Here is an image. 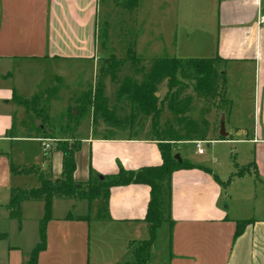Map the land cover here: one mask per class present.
<instances>
[{"label": "crops", "instance_id": "obj_1", "mask_svg": "<svg viewBox=\"0 0 264 264\" xmlns=\"http://www.w3.org/2000/svg\"><path fill=\"white\" fill-rule=\"evenodd\" d=\"M212 3L163 0L156 6L161 12L167 10L168 15L169 11L173 13L176 21L169 41L156 32L140 37L150 46L174 44V52L179 56H217L223 61L220 66L226 78L225 95L230 111L218 120L215 113H211L212 118H205L208 132L201 143L247 145L255 173L250 172L253 167L242 175L235 172L234 169L249 163L246 157L233 163L229 173L233 177L227 185L206 161L173 171L171 223L163 222L156 230L147 264H264V26L257 24L264 0H217L213 30L202 20L195 26L196 34H189L185 19L191 6L197 7L192 6L198 14H209ZM98 8L99 0H0V264H23L27 260L38 242L36 238L39 240V220L44 214L43 202L25 201L18 222L9 219L5 207L9 190L21 188L23 176L11 173L10 165L19 169L35 167L40 157L34 152V144L42 143L39 138L5 136L13 119L20 113L23 116V109L12 101V95L33 96L46 69L64 82L72 76L69 68L88 67L89 79L77 87L93 85L99 59L104 56V50L100 51L97 45ZM182 40L187 42H179ZM25 72L27 84H19L16 76L22 77ZM88 128L84 137L74 134L80 142L74 155L75 182H86L91 175L111 176L120 168L137 171L161 164L158 141L147 125L131 134L118 130L110 137L93 133L90 118ZM227 129L244 130L246 137L232 139ZM216 131L220 133L217 137ZM15 143L26 146L14 152ZM48 144L49 149L41 152L42 164L36 167L56 181L60 178L62 155L53 150V144ZM244 176H252L253 180L232 189L234 177ZM148 200L146 185L111 187L105 218H100L101 210L89 206L87 201L83 213L81 200H53L45 224L46 245L38 254L37 264H89L94 252L106 256L103 264L120 263L122 250L130 249L129 242L148 236L143 221ZM58 201L67 205L57 206ZM69 213L87 219H69ZM243 220L250 222L235 237L236 222ZM26 221L31 223L26 228L31 232L29 244L24 245L20 237ZM9 237L14 241L10 242Z\"/></svg>", "mask_w": 264, "mask_h": 264}, {"label": "trees", "instance_id": "obj_2", "mask_svg": "<svg viewBox=\"0 0 264 264\" xmlns=\"http://www.w3.org/2000/svg\"><path fill=\"white\" fill-rule=\"evenodd\" d=\"M136 4L137 0H126L124 8L131 10ZM103 36L105 37V32ZM126 61L131 62L133 72L131 76H125L117 85L114 101L110 103L104 93L102 79L109 77V80L114 82ZM143 62L144 60L137 56L132 48L128 50L126 59H118L112 53L109 56L101 57L93 86L82 91L73 100L72 105L66 107L59 116L58 126L65 133L72 134L79 121L87 114L90 115L93 124L101 121L109 127H132L138 116H150L153 137L158 141L161 164L155 167H143L137 171H126L120 168L114 175H91L86 182H83L84 184H78L79 182L73 181L72 176L75 170L74 155L80 148V142L77 139H70L57 140L53 146V150L59 151L62 155L61 173L57 181L48 178L37 167L19 169L10 165L11 173L33 174L37 177L39 185L36 188H12L9 190L8 202L5 206L9 219L20 221L21 205L25 201H41L44 205V214L39 220V240L23 264H37L38 254L45 248V224L49 219L53 200H85L90 204L92 199L102 196V205L99 209L103 214L100 218H105L109 188L128 184H143L149 187V200L143 219L147 224L148 236L143 240L129 242L133 261L118 264H147L156 230L163 222L171 223V174L173 171L192 167L190 162L183 159L178 162L174 158L171 154L170 142L203 141L207 137V120L202 117L200 123H195L187 117L193 103L192 94L207 105V108L201 112L203 116L207 115L210 110L224 116L227 115L230 111V101L225 95L226 78L220 66L223 61L217 56L186 59L159 57L151 59L147 67L141 65ZM138 75L140 78L136 79ZM52 81L62 84L61 78L56 76ZM162 83H165L166 91L164 96L159 99L155 94H158ZM42 86V84L39 85L35 94L30 98H22L13 93L12 101L23 109V116L18 122L13 119L11 127L5 132L6 137L11 139L20 135L25 138H48L45 126L49 127L50 123L49 102L59 89L47 86L41 92ZM189 89L191 94L187 92ZM43 95H47L44 100L42 99ZM124 105L128 107V114L118 116L121 111L123 112ZM164 106L174 117L177 128L174 130L168 127L162 131L164 135L175 133L174 137H167V139L157 134L158 118ZM73 110L76 111V115L73 114ZM253 166V163L248 164L237 172V175L248 172ZM253 172L255 173L254 167ZM67 218L87 219L83 216H72L70 213ZM249 222L248 220L236 222L234 236H238Z\"/></svg>", "mask_w": 264, "mask_h": 264}, {"label": "rangeland", "instance_id": "obj_3", "mask_svg": "<svg viewBox=\"0 0 264 264\" xmlns=\"http://www.w3.org/2000/svg\"><path fill=\"white\" fill-rule=\"evenodd\" d=\"M212 8H210L212 11H210L209 14H198L197 11L192 8L196 6L192 5L189 9V15L186 17L185 20L188 21L189 25V34L195 35L196 30L195 26L202 20L207 25H211V28L213 30L214 26L216 25L217 21V11H216V5L217 0H212ZM126 3V0H99V8H98V25H97V45L100 51L104 49V56H109L110 53L115 55L118 59H126L128 50L131 48L134 50L135 54L139 56L141 59L144 60V62L141 65L149 66V62L151 59L159 58V57H176L180 59H186V58H199V56H179L175 54L174 52V44H171L170 46H162L161 44H146L141 38L144 33H158L162 36H165L164 41H169V37H171V34H173V30L176 28L174 22V15L169 11V15L167 13V10L165 12H161L156 5H160L163 3V0H137V4L135 7H133L131 10L125 9L124 5ZM202 12V11H201ZM186 24V22H185ZM105 32V37L103 36ZM155 33V34H156ZM143 34V35H142ZM142 35V36H141ZM141 36V37H140ZM138 37V38H137ZM140 37V38H139ZM135 39V40H134ZM179 42L186 43V40H182ZM145 43V44H144ZM161 45V46H160ZM169 47V49H167ZM155 48V50H153ZM162 48V49H160ZM160 49V50H159ZM154 51V52H153ZM170 51V52H169ZM148 64V65H147ZM99 65V63H98ZM98 69V67H97ZM133 72V69L131 68V62L126 61L124 66L122 67L121 71L118 73L116 80L114 82H111L109 80V77H104L102 79V84L104 85V93L108 97L109 102L113 103L114 101V93L116 90L117 85L120 83V81L125 76H131ZM70 79L66 81H62V84H59L58 82L52 81L53 77L50 74V70L46 69V72L44 73L43 81L39 85H43L41 92L45 90L47 86H50V88L57 87L59 89L58 93L54 97H50V104H49V110L48 114L50 117V123L49 127L46 125L47 130V137L50 139L51 144H55V140L58 141H65L70 139H76L75 135H79L81 137H84L88 134L89 128H88V118H90V115H85L82 120L79 121V124L74 129V133L69 134L65 133L59 126H58V119L60 114L66 109L65 107L68 105H72V102L74 99H76L82 91H86L87 88L78 89V85L81 83H86V81L89 79L88 76L90 74L89 68H80V67H72L68 70ZM19 84H27L28 76L25 72V75L22 77H18ZM16 78V79H17ZM140 76H136V79H139ZM21 79V82H20ZM77 81V83H76ZM74 83V84H73ZM76 83V85H75ZM78 84V85H77ZM94 84V83H93ZM38 85V86H39ZM38 86L36 88V91L38 89ZM93 86V85H92ZM166 88L165 83H162V85L159 87L158 96L159 99H161L165 94ZM189 94H191V90L189 89L187 91ZM32 94H25V98H30ZM193 100H192V106L190 109V112L187 114V117L190 118L195 123H200L202 117L204 118H212V114L215 113L216 120L219 119L220 113H216L214 110H210V112L207 115H202V111L207 108V105L202 103L201 100H198L194 94ZM47 95H43L42 99H46ZM123 112L121 111L120 115L118 116H126L128 114V107L126 105L123 106ZM212 113V114H211ZM73 114L76 115V111L73 110ZM209 115V116H208ZM22 118V114H18L17 118L15 119L17 122ZM174 117L172 114L166 109L164 106L162 109L161 114L158 118V128H157V134H159L161 137L167 139V137H174L175 133H166V135L162 134V131L167 129L168 127L173 128L174 130H177L176 124L174 122ZM152 119L150 116H138L136 119L135 124L132 127H110L108 129V126L103 124L101 121L96 122L93 124L91 122V126L94 132H98L99 135L103 137H110L115 131L122 130L125 133L131 134L132 132L136 131L140 127H143L147 125L149 127L150 133L152 136H154V132H152ZM107 128V129H106ZM215 130H217V127H215ZM242 131H230V129L226 130V133H229V137H232V139L242 140L244 139L245 132ZM216 137L220 135L219 132L216 131ZM172 134V135H171ZM209 134H212V131H210ZM210 138H212L210 136ZM197 141V140H196ZM26 146V144H24ZM20 143H15V150L21 149L22 146H24ZM170 146L172 148L171 154L174 156L175 154H178L181 160H186L190 163H198L201 161H206L208 164L210 163V167L216 171V173L224 180L225 185L229 184L232 180L233 175L229 176L230 171H232L233 163L235 161L241 162L244 157L249 159V163H252L250 150L247 145H240V144H231V145H220V144H212L210 142L201 143L199 146L202 155L197 154V148L194 144H191V141H173L170 142ZM235 147L236 149L232 148ZM42 143L41 144H34V152L37 151L39 153V160L37 165L35 167L39 166L43 162L42 158ZM238 153V156H236ZM245 154L244 156L242 154ZM238 159V160H237ZM214 161L213 162H211ZM252 161V162H251ZM247 164V165H248ZM245 166H239L238 169H234L235 172H239L240 170L244 169ZM233 170V171H234ZM250 172L253 174V170L251 169ZM22 184L21 188H36L38 187L39 183L37 180V177L33 174H23L21 177ZM234 183L231 186L232 189H235L238 185L243 183H249L251 180H253V177L244 176L241 179L234 177ZM241 182V183H240ZM78 184H84L79 182ZM84 187V186H83ZM231 190V189H230ZM42 206L41 203H38ZM57 206H63V204L67 205V202L58 201ZM79 204L82 205L81 212L84 213V208L86 207L87 202L85 200H81ZM80 205V206H81ZM102 205V196L97 197L96 199H92L89 206H96L97 208L101 207ZM57 210H59L57 208ZM25 231L22 234V237H20L21 243L24 245L29 244L30 239V232L29 229H26L27 226H31V223L26 221L25 223ZM0 227H2V221H0ZM1 230V228H0ZM9 241L13 242L14 238L9 237ZM36 241H38V238H36ZM27 247V246H26ZM121 247V246H120ZM91 252L93 251V247L91 246ZM131 253V254H130ZM121 261L123 262H132L133 261V255H132V249L124 248L121 252ZM106 256L98 255L96 252L94 254L91 253L89 264H103L107 260L104 258Z\"/></svg>", "mask_w": 264, "mask_h": 264}, {"label": "built area", "instance_id": "obj_4", "mask_svg": "<svg viewBox=\"0 0 264 264\" xmlns=\"http://www.w3.org/2000/svg\"><path fill=\"white\" fill-rule=\"evenodd\" d=\"M257 24L259 26H264V10H260L258 15H257ZM49 141L50 140H47V139H41V142H42V147H43V150H48L49 149ZM201 144V141H195L194 142V145L196 146L197 148V153L198 154H201V150H200V145Z\"/></svg>", "mask_w": 264, "mask_h": 264}, {"label": "water", "instance_id": "obj_5", "mask_svg": "<svg viewBox=\"0 0 264 264\" xmlns=\"http://www.w3.org/2000/svg\"><path fill=\"white\" fill-rule=\"evenodd\" d=\"M155 96L157 97L158 94L156 93ZM174 158H175L178 162H181V158L179 157L178 154H175V155H174ZM56 181H57V180H56Z\"/></svg>", "mask_w": 264, "mask_h": 264}]
</instances>
